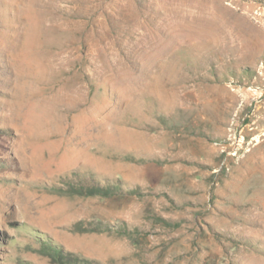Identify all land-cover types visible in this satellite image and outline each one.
<instances>
[{
    "label": "rangeland",
    "instance_id": "rangeland-1",
    "mask_svg": "<svg viewBox=\"0 0 264 264\" xmlns=\"http://www.w3.org/2000/svg\"><path fill=\"white\" fill-rule=\"evenodd\" d=\"M32 229L63 264H264V0H0V264H60Z\"/></svg>",
    "mask_w": 264,
    "mask_h": 264
},
{
    "label": "trees",
    "instance_id": "trees-1",
    "mask_svg": "<svg viewBox=\"0 0 264 264\" xmlns=\"http://www.w3.org/2000/svg\"><path fill=\"white\" fill-rule=\"evenodd\" d=\"M64 191H66V193L68 194H78V195H100V196H104V197H108V196H112L116 193H119L121 191V187L120 186H112L110 184L107 185H103L102 183L96 182L90 186H80V187H74L68 185L66 187H63ZM136 190H128L127 193H135ZM78 227L81 224H77ZM99 228L96 229L98 231H117V232H121V233H130V231L125 228V227H121L120 225L115 228H113L112 226H109L107 224H103V223H99ZM77 227V226H76ZM33 233L35 234V236L40 239V241H42L43 246L47 249L48 253L50 256H52L54 259H56L60 264L64 263V259H63V254H64V250L62 249V247L55 243L52 238L50 237H45L44 233L37 230V229H32Z\"/></svg>",
    "mask_w": 264,
    "mask_h": 264
}]
</instances>
